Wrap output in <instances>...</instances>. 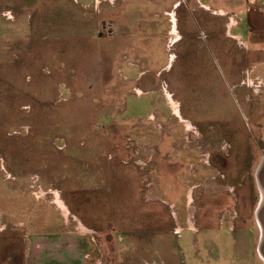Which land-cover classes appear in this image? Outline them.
<instances>
[{
  "label": "rangeland",
  "instance_id": "rangeland-1",
  "mask_svg": "<svg viewBox=\"0 0 264 264\" xmlns=\"http://www.w3.org/2000/svg\"><path fill=\"white\" fill-rule=\"evenodd\" d=\"M256 22L264 0H0V264L63 233L93 242L46 263L264 264Z\"/></svg>",
  "mask_w": 264,
  "mask_h": 264
},
{
  "label": "crops",
  "instance_id": "crops-1",
  "mask_svg": "<svg viewBox=\"0 0 264 264\" xmlns=\"http://www.w3.org/2000/svg\"><path fill=\"white\" fill-rule=\"evenodd\" d=\"M254 25L255 27H257L256 29L264 33V27H261L259 22L254 23ZM258 41L264 43V35H261V39ZM87 233H91V232L87 231ZM36 239L39 240V241L36 240V243L38 242V245L34 248V250L32 249V251L29 252V255L27 256L28 258L27 264H52L51 262L46 263L44 258L48 257V261H49V258H51L53 251H55L56 249H59V252L62 253H64L62 251L64 249H70L74 251L76 250L78 244L83 245L85 243V245L87 246L89 245V239L91 240V238L86 235L82 237L80 236L78 237L76 236V234H65V233L58 235L53 234L44 237H36ZM31 244L34 245L33 243ZM52 247H54L55 250H51Z\"/></svg>",
  "mask_w": 264,
  "mask_h": 264
},
{
  "label": "bare ground",
  "instance_id": "bare-ground-1",
  "mask_svg": "<svg viewBox=\"0 0 264 264\" xmlns=\"http://www.w3.org/2000/svg\"><path fill=\"white\" fill-rule=\"evenodd\" d=\"M176 113L179 114V112H176ZM263 165H264V156H263V159H262V162H261V167ZM262 203L258 207L256 216H257V220H258V223L260 225V230H261V233H262L261 240H260V243H259V246H258V253H259L260 257L264 260V230H263V227H262V226H264V224H262V221H264V211L262 209ZM59 206H60V208H62L61 207L62 205H59Z\"/></svg>",
  "mask_w": 264,
  "mask_h": 264
},
{
  "label": "water",
  "instance_id": "water-1",
  "mask_svg": "<svg viewBox=\"0 0 264 264\" xmlns=\"http://www.w3.org/2000/svg\"><path fill=\"white\" fill-rule=\"evenodd\" d=\"M262 168H263V166L261 167L260 166V168H259V170H258V174L262 171ZM261 205V204H260ZM264 208V202L262 203V209Z\"/></svg>",
  "mask_w": 264,
  "mask_h": 264
},
{
  "label": "flooded vegetation",
  "instance_id": "flooded-vegetation-1",
  "mask_svg": "<svg viewBox=\"0 0 264 264\" xmlns=\"http://www.w3.org/2000/svg\"><path fill=\"white\" fill-rule=\"evenodd\" d=\"M59 202H60V201H59ZM62 206H63V207H65V205H64V204H63ZM63 209H64V208H63ZM65 209H67V207H65ZM67 210H68V209H67Z\"/></svg>",
  "mask_w": 264,
  "mask_h": 264
}]
</instances>
